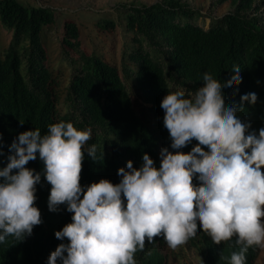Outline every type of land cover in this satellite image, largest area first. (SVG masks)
<instances>
[{
  "label": "trees",
  "instance_id": "16d2710c",
  "mask_svg": "<svg viewBox=\"0 0 264 264\" xmlns=\"http://www.w3.org/2000/svg\"><path fill=\"white\" fill-rule=\"evenodd\" d=\"M225 2L234 11L213 18L208 28L198 23L204 15L187 0L129 5L124 21L132 44L125 51L122 70L85 50L80 27L66 21L62 48L72 75L64 97L66 111L61 113L59 80L42 38L44 29L55 24V12L18 0H0L1 27L12 33L8 47L0 51V134L5 153L0 168L6 166L9 148L19 134L38 128L44 135L48 125L59 121L73 122L78 130L92 128L85 148L96 145V158L85 153L82 186L101 179L118 184V170L126 169L128 161L139 169L144 154L158 168L160 150L173 151L163 123L162 99L179 87L192 92L202 87L205 72L226 83L234 75L233 66L240 68L242 82L222 89L225 103L239 108L242 96L256 93L255 105L244 102L238 115L258 132L264 127V0H217ZM116 24L102 19L98 28L114 33ZM196 143L193 140L181 151L190 152ZM26 167L42 171L38 154ZM50 188L42 177L36 186L35 206L43 223L22 242L9 237L0 243V264H47L50 253L67 243L57 240L55 232L72 222V213L63 205L58 212L48 210ZM165 243L162 237L152 244L146 241L145 249L135 256L137 264H166L160 250ZM187 243L199 252L202 264H228L221 255L230 258L239 251L230 246L232 242L216 245L202 230ZM258 251L259 247L249 249L246 264H254Z\"/></svg>",
  "mask_w": 264,
  "mask_h": 264
},
{
  "label": "clouds",
  "instance_id": "9594fccd",
  "mask_svg": "<svg viewBox=\"0 0 264 264\" xmlns=\"http://www.w3.org/2000/svg\"><path fill=\"white\" fill-rule=\"evenodd\" d=\"M232 72L226 83L205 72L194 92L179 87L167 93L160 107L173 151L160 150L158 168L148 154L139 169L128 161L117 172L118 184L101 179L81 185L85 153L96 158V145L85 148L91 127L59 121L44 135L38 128L19 134L0 168V243L9 237L22 242L43 223L35 206L43 177L51 186L48 210L63 205L72 213V222L55 232L67 243L47 264H137L146 241L162 237L176 249L201 230L216 245L232 242L239 249L221 259L246 264L249 249L264 247V127L252 130L238 115L244 102L255 105L256 93L242 96L239 108L225 103L222 89L242 82L240 68ZM193 140L190 152L181 151ZM37 154L41 172L26 167Z\"/></svg>",
  "mask_w": 264,
  "mask_h": 264
},
{
  "label": "rangeland",
  "instance_id": "374dc122",
  "mask_svg": "<svg viewBox=\"0 0 264 264\" xmlns=\"http://www.w3.org/2000/svg\"><path fill=\"white\" fill-rule=\"evenodd\" d=\"M27 6H42L55 12L54 25L44 29L43 42L49 55V65L59 80L58 109L65 113V98L67 87L71 81L72 70L68 60H65L62 48L63 26L66 21L77 23L81 30L83 48L89 53H95L105 61L123 68L125 51L131 46V36L126 32L125 15L129 5H150L160 0H18ZM193 8L202 12L204 17L199 24L208 28L212 19H220L234 11L230 2L218 4L217 0H187ZM102 19H112L118 25L114 33L103 32L98 28ZM12 33L0 24V51L6 49L11 41ZM9 42V43H8ZM125 74V73H124ZM129 81V80H128ZM131 85V82H129ZM135 96V93H133ZM136 97V96H135ZM134 97V99H135ZM166 255V264H202L199 252L188 243L171 249L167 243L160 246ZM254 264H264V247H259Z\"/></svg>",
  "mask_w": 264,
  "mask_h": 264
},
{
  "label": "crops",
  "instance_id": "0c3cea01",
  "mask_svg": "<svg viewBox=\"0 0 264 264\" xmlns=\"http://www.w3.org/2000/svg\"><path fill=\"white\" fill-rule=\"evenodd\" d=\"M9 42H10V41H9ZM9 42H8V43H9Z\"/></svg>",
  "mask_w": 264,
  "mask_h": 264
}]
</instances>
